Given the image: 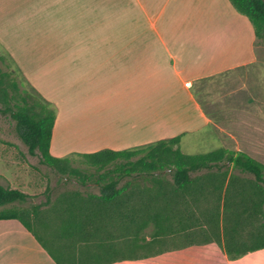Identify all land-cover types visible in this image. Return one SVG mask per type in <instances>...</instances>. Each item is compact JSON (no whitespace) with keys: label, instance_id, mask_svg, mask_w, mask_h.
<instances>
[{"label":"crops","instance_id":"crops-1","mask_svg":"<svg viewBox=\"0 0 264 264\" xmlns=\"http://www.w3.org/2000/svg\"><path fill=\"white\" fill-rule=\"evenodd\" d=\"M7 24L25 42L5 39ZM0 43L56 107L49 153L59 159L183 134L180 147L208 123L195 83L264 66L257 53L264 44H255L250 22L228 0H0ZM68 146L76 149L66 153ZM0 264L56 262L7 219ZM110 264H264V249L230 260L210 242Z\"/></svg>","mask_w":264,"mask_h":264},{"label":"trees","instance_id":"trees-1","mask_svg":"<svg viewBox=\"0 0 264 264\" xmlns=\"http://www.w3.org/2000/svg\"><path fill=\"white\" fill-rule=\"evenodd\" d=\"M228 1L247 18L255 44L261 45L264 42V0ZM3 77L0 73V84ZM10 85L18 94L17 97L9 96L0 89V102L4 106L1 113L8 114L15 122V131L28 153L31 156L38 154L40 163L47 167L61 173L69 172V158H54L49 153L55 108L33 87L30 86L34 94H30L13 82ZM182 136L161 139L139 148L78 155L97 171L114 166L108 173L99 175L96 182L100 186L98 197H88L82 206L67 205L55 216L58 224L53 236L79 249L75 258L62 249L63 244L58 245L66 253L67 264H110L156 255L163 250L151 252L154 244L162 243L178 230L192 235L199 232L196 235L199 240L187 245L215 242L230 260L264 249V165L243 152L226 149L206 154H183L179 148ZM229 169L252 177V184L257 189L253 200L244 190L235 191L228 199L230 185L236 179ZM122 179L127 181L119 187ZM233 199L239 200V208L234 207L237 205ZM26 200L24 193L0 185V207L24 204ZM244 206L252 208L249 210ZM18 207L1 211L0 220L16 219L35 235L31 228L33 221L28 216L34 215L38 208L26 211ZM249 213L260 216L262 221L258 230L260 235L245 241L241 238L242 223ZM40 221L38 227L47 224ZM149 225L153 226L154 235L151 240H146L143 231ZM51 255L56 264H61Z\"/></svg>","mask_w":264,"mask_h":264},{"label":"rangeland","instance_id":"rangeland-1","mask_svg":"<svg viewBox=\"0 0 264 264\" xmlns=\"http://www.w3.org/2000/svg\"><path fill=\"white\" fill-rule=\"evenodd\" d=\"M5 32L7 34L5 39H14L16 42H25L27 37L19 32L11 34L8 24ZM257 53L259 59L264 60V48H258ZM0 73L4 74L3 79L1 78L0 89H4L9 96L17 97L18 94V91L10 85L11 82L15 83L19 89L34 94L30 83L1 43ZM193 95L205 113L208 123L199 131L183 139L179 147L183 154H206L217 149H226L243 152L264 165V98H262L264 97V66L261 67L258 63L253 67L199 81L193 86ZM54 108L56 111V107ZM3 109L4 106L0 102V185L24 193L27 200L24 204L14 203L0 207V212L14 206H19V209L26 211L37 207V212L28 216L33 221L31 226L33 233L61 264H67L64 251L70 252L76 258L79 249L76 250L67 241H62V239L59 241L53 236L58 224L55 216L67 205L82 206L81 203L83 200H89L88 197H98L100 194V186L96 184L98 177L108 173L114 165L97 171L77 154L65 157L69 158L70 171L67 173H61L41 164L38 154L31 156L28 153L27 147L15 131V122L8 114L1 113ZM74 149L76 148L68 146L63 151L67 153ZM229 171L236 179H233L230 185L228 199L233 197L235 191L239 193V190H244L253 200L257 189L252 184V177L235 169H229ZM82 178L83 183L80 182ZM126 181L127 179L120 180L118 186H122ZM145 183L150 186L149 182ZM249 183L252 186H249ZM177 200L178 197H176ZM233 203L237 205L234 207H240L238 199L236 201L233 199ZM244 207L249 210L252 208V206ZM37 220L47 222V224L43 223L42 228L38 227L39 221ZM261 221L260 216L253 215V213L245 216L241 238L251 241L260 235L258 230ZM198 233L192 235L178 230L174 235L167 236L162 243L154 244L151 252L174 250L198 241L197 238H200L196 236ZM153 235V226L149 225L143 231V237L151 240ZM58 245L62 246L64 251Z\"/></svg>","mask_w":264,"mask_h":264}]
</instances>
